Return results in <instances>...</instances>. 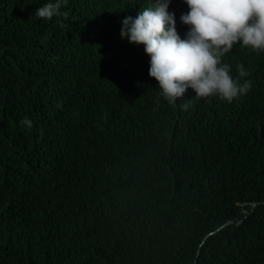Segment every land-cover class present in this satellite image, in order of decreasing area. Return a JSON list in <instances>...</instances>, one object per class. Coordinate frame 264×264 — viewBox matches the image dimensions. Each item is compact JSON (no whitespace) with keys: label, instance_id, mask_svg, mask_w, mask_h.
Returning a JSON list of instances; mask_svg holds the SVG:
<instances>
[{"label":"trees","instance_id":"16d2710c","mask_svg":"<svg viewBox=\"0 0 264 264\" xmlns=\"http://www.w3.org/2000/svg\"><path fill=\"white\" fill-rule=\"evenodd\" d=\"M17 1L0 0V110L26 119L24 94L2 96L31 91L56 120L25 140L0 130V264H264V88L250 108L247 99L240 107L201 101L192 89L169 104L115 27L76 23L58 45L34 31L30 10L11 19ZM53 67L81 75L56 92ZM94 84L106 93L86 97L109 107V136L87 119L84 94ZM201 126H225L215 157L203 162L206 177L222 165L224 182L207 188L208 180L159 164ZM48 137L64 154L28 159ZM82 143L91 157L75 155ZM171 218L194 224L177 231Z\"/></svg>","mask_w":264,"mask_h":264},{"label":"clouds","instance_id":"9594fccd","mask_svg":"<svg viewBox=\"0 0 264 264\" xmlns=\"http://www.w3.org/2000/svg\"><path fill=\"white\" fill-rule=\"evenodd\" d=\"M26 1H17L11 19H19L23 9L30 10L34 31L58 45L66 43L76 21L101 30L115 27L117 39L141 55L146 80L152 83L153 78L157 82L169 104L183 99L188 89L201 101H215L216 96L224 104L235 101L239 107L244 99L249 108L260 103V90L264 88V0ZM48 70L59 77L56 92L64 88L67 79L81 75L61 67ZM90 90L106 92L94 84L85 91L84 102L88 122L108 135L105 127L110 109L88 99L86 94ZM21 94L25 98L21 111L26 119L16 120L0 110V130L5 139L20 135L25 140L27 130L55 125V109L47 102L41 103L31 91L28 96L23 91L7 93L2 101L19 102ZM29 106L36 113L28 110ZM188 106L186 102L183 108ZM224 129L225 126H201L185 133L186 144L171 148L159 164L172 174L187 171L208 180L204 183L206 188L224 182L222 165L208 177L203 166V162L215 157ZM50 151L64 154V146L56 138H45L38 152L28 159H40ZM94 151L82 143L75 155L84 159ZM171 224L177 231H189L194 223L190 219L171 218ZM101 251L106 248L101 247Z\"/></svg>","mask_w":264,"mask_h":264},{"label":"water","instance_id":"95a60500","mask_svg":"<svg viewBox=\"0 0 264 264\" xmlns=\"http://www.w3.org/2000/svg\"><path fill=\"white\" fill-rule=\"evenodd\" d=\"M256 205H257V204L255 203V204H254V207H255ZM242 211H243L244 213L247 212V210H246L245 208H243ZM227 224H233V221H230V222H228ZM227 224H225L224 226L220 227L217 231L223 229ZM210 235H212V233H210L208 236H210ZM208 236H207V237H208ZM207 237L204 239V241H206ZM204 241H203V242H204ZM195 264H197V263H195Z\"/></svg>","mask_w":264,"mask_h":264},{"label":"bare ground","instance_id":"6f19581e","mask_svg":"<svg viewBox=\"0 0 264 264\" xmlns=\"http://www.w3.org/2000/svg\"><path fill=\"white\" fill-rule=\"evenodd\" d=\"M76 1V0H75ZM77 2V1H76ZM178 7H180V6H178ZM170 13H174V11L173 10H168ZM77 23H78V21H76ZM58 68V67H57ZM148 68V67H147Z\"/></svg>","mask_w":264,"mask_h":264}]
</instances>
